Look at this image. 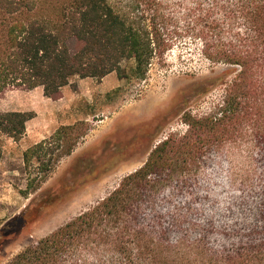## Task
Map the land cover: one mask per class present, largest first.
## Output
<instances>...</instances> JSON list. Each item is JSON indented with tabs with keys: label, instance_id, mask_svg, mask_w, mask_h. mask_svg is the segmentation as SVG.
<instances>
[{
	"label": "rangeland",
	"instance_id": "obj_1",
	"mask_svg": "<svg viewBox=\"0 0 264 264\" xmlns=\"http://www.w3.org/2000/svg\"><path fill=\"white\" fill-rule=\"evenodd\" d=\"M182 3L167 0L166 16L156 19L165 24L163 31L174 45L155 58L144 79L132 75L120 79L115 72L103 80L75 79L70 86L75 107L66 116L68 124L56 127L52 120H35L28 124L30 137L4 141L0 264H8L106 199L167 141L163 155L177 162L176 170L185 161L187 170L171 178L164 174L162 183L149 188L142 203L145 221L158 220L171 244L202 239L210 248L232 249L264 239V144L250 134L241 135L238 119L206 128L205 119L219 118L227 106L229 85L240 69L212 64L204 56L201 40L186 33ZM221 77L225 80L218 82ZM30 91H9L1 101L2 111L40 112L46 103L56 106L43 98L42 89ZM61 98L62 93L51 100ZM60 103L62 108L64 101ZM261 121L246 125L255 133L262 128ZM63 126H74L70 137L87 134L74 155L64 158L39 190L31 191L29 180L42 175V165L48 166L66 147V140L55 136ZM40 129L44 132L32 137ZM45 140L43 164L35 158L27 170L24 152Z\"/></svg>",
	"mask_w": 264,
	"mask_h": 264
},
{
	"label": "trees",
	"instance_id": "obj_2",
	"mask_svg": "<svg viewBox=\"0 0 264 264\" xmlns=\"http://www.w3.org/2000/svg\"><path fill=\"white\" fill-rule=\"evenodd\" d=\"M166 1L0 0V161L4 141L22 140L35 117L32 112L2 111L9 91L42 87L45 97L57 100L76 77L101 80L115 72L120 79H144L155 58L174 45L163 31L165 24L156 22L166 16ZM179 1L188 20L186 33L201 40L204 56L212 64L240 69L227 90V106L219 118L205 119L206 128L238 119L241 135L264 144V0ZM126 62L134 65L128 68ZM245 116L248 120L241 122ZM260 121L262 128L255 133L246 125ZM72 130L74 126H63L56 132L66 147L48 166L40 154L46 140L24 152L27 170L35 158L43 164V174L29 180L31 191L41 188L87 134L70 137ZM168 144L156 147L145 165L106 199L8 264H264V239L232 249L210 248L202 239L171 244L158 220L145 221L142 203L149 188L162 183L164 174L171 178L187 170L185 161L176 170L177 162L163 155Z\"/></svg>",
	"mask_w": 264,
	"mask_h": 264
},
{
	"label": "crops",
	"instance_id": "obj_3",
	"mask_svg": "<svg viewBox=\"0 0 264 264\" xmlns=\"http://www.w3.org/2000/svg\"><path fill=\"white\" fill-rule=\"evenodd\" d=\"M113 73H111L110 75H108L109 77L112 76ZM107 76V77H108ZM75 79H78V77L76 78H73L69 85L65 86L63 89H62V98L58 101H53L51 100L50 98H47L44 96V91H43V88L42 87H38L36 89H42V95H43V98L46 99L47 101H51L52 103H54L56 106H50V104L46 103V107L45 109L42 108V110H40V112L38 111H35L33 109H21V110H16L17 112H32L34 113L35 117L33 119H31L28 123H27V130H26V133H25V138L27 136H29V128H28V124L32 121H35V120H39L40 123H42V119L43 118H46L48 119L49 121H54L56 124L55 126H61V125H66L68 124V122L66 121V116H69L71 114H73V109H74V103H75V100H76V96L74 94V92L70 91V86L71 84L74 82ZM81 79V78H80ZM86 79V78H85ZM90 79H94V78H90ZM103 80V79H102ZM34 89V90H36ZM34 90H31L30 92H33ZM64 101V105H62V108H61V103L60 101ZM60 107V108H59ZM61 122V123H60ZM44 132V130L40 129V130H35L34 131V135L32 137H35L36 133L37 132ZM47 132V131H46ZM30 137V136H29ZM75 151V150H74ZM74 151L73 153L70 155H74ZM70 156H67L65 158H68ZM64 159V158H63Z\"/></svg>",
	"mask_w": 264,
	"mask_h": 264
}]
</instances>
